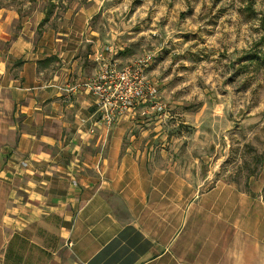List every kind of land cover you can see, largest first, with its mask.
<instances>
[{
	"label": "crops",
	"instance_id": "0c3cea01",
	"mask_svg": "<svg viewBox=\"0 0 264 264\" xmlns=\"http://www.w3.org/2000/svg\"><path fill=\"white\" fill-rule=\"evenodd\" d=\"M97 13L37 36L48 15L0 7V264H264L263 174L200 190L124 144L136 108L100 121L81 83L122 47Z\"/></svg>",
	"mask_w": 264,
	"mask_h": 264
},
{
	"label": "rangeland",
	"instance_id": "374dc122",
	"mask_svg": "<svg viewBox=\"0 0 264 264\" xmlns=\"http://www.w3.org/2000/svg\"><path fill=\"white\" fill-rule=\"evenodd\" d=\"M0 7L34 21L48 15L37 36L66 25L64 13L98 8L90 26L99 45L122 47L109 57L119 69L150 56L145 74L157 88L133 107L124 144L135 142L152 165L175 166L200 190L218 181L247 188L251 175L264 176V0H0Z\"/></svg>",
	"mask_w": 264,
	"mask_h": 264
},
{
	"label": "built area",
	"instance_id": "2783aa9c",
	"mask_svg": "<svg viewBox=\"0 0 264 264\" xmlns=\"http://www.w3.org/2000/svg\"><path fill=\"white\" fill-rule=\"evenodd\" d=\"M150 59L148 56L119 69L113 58L101 57L94 78L81 83L96 96L102 123L110 125L117 115L146 103L156 94L157 88L145 74Z\"/></svg>",
	"mask_w": 264,
	"mask_h": 264
}]
</instances>
